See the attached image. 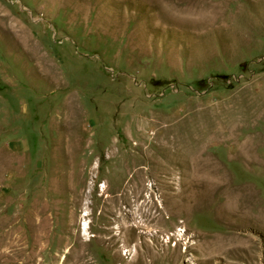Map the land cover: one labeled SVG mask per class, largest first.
<instances>
[{"label": "rangeland", "instance_id": "1", "mask_svg": "<svg viewBox=\"0 0 264 264\" xmlns=\"http://www.w3.org/2000/svg\"><path fill=\"white\" fill-rule=\"evenodd\" d=\"M0 264H264V0H0Z\"/></svg>", "mask_w": 264, "mask_h": 264}, {"label": "bare ground", "instance_id": "2", "mask_svg": "<svg viewBox=\"0 0 264 264\" xmlns=\"http://www.w3.org/2000/svg\"><path fill=\"white\" fill-rule=\"evenodd\" d=\"M130 183H132V186H131V193L134 195V196H137L139 193H140V189H139V184H138V177H137V175L135 174L133 177H132V179L130 180V182H129V184ZM129 186V185H128ZM61 187H63V186H61ZM64 188V187H63ZM63 188H60L61 190H64ZM126 194H127V192L126 191H124ZM130 193V194H131ZM123 196H124V194H123ZM126 196V195H125ZM124 225H122V227L121 228H119V229H121V232L122 231H124L125 230V232L127 231V232H130V235H132L133 237H135V235H134V229H133V227H125ZM119 233V236L122 234V233ZM123 236V235H122ZM131 237V236H130ZM132 238V237H131Z\"/></svg>", "mask_w": 264, "mask_h": 264}]
</instances>
